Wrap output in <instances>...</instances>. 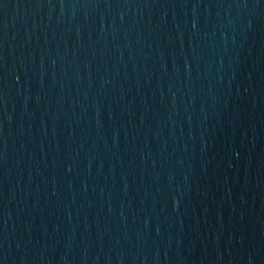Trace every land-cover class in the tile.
I'll list each match as a JSON object with an SVG mask.
<instances>
[{
  "label": "water",
  "instance_id": "water-1",
  "mask_svg": "<svg viewBox=\"0 0 264 264\" xmlns=\"http://www.w3.org/2000/svg\"><path fill=\"white\" fill-rule=\"evenodd\" d=\"M0 264H264V0H0Z\"/></svg>",
  "mask_w": 264,
  "mask_h": 264
}]
</instances>
